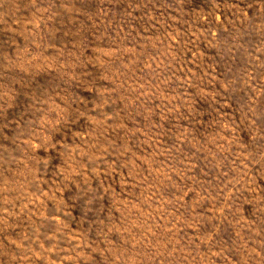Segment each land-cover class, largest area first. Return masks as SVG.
Instances as JSON below:
<instances>
[{"label":"rangeland","instance_id":"rangeland-1","mask_svg":"<svg viewBox=\"0 0 264 264\" xmlns=\"http://www.w3.org/2000/svg\"><path fill=\"white\" fill-rule=\"evenodd\" d=\"M0 264H264V0H0Z\"/></svg>","mask_w":264,"mask_h":264}]
</instances>
